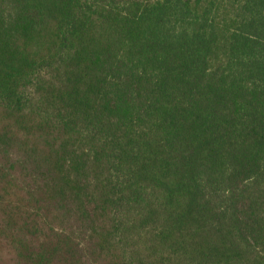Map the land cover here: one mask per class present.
<instances>
[{
  "label": "trees",
  "instance_id": "trees-1",
  "mask_svg": "<svg viewBox=\"0 0 264 264\" xmlns=\"http://www.w3.org/2000/svg\"><path fill=\"white\" fill-rule=\"evenodd\" d=\"M0 264H264V0H0Z\"/></svg>",
  "mask_w": 264,
  "mask_h": 264
}]
</instances>
